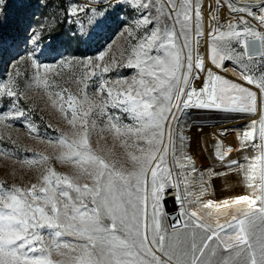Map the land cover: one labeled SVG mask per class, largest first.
<instances>
[{"label": "snow or ice", "instance_id": "6c2138e0", "mask_svg": "<svg viewBox=\"0 0 264 264\" xmlns=\"http://www.w3.org/2000/svg\"><path fill=\"white\" fill-rule=\"evenodd\" d=\"M30 6L0 0V126L44 124L53 150L0 147L34 176L0 179V264H264V0H39L37 26L8 34ZM109 32L123 45L61 51ZM34 84L68 130L37 113ZM198 113L247 118L212 125L210 164L191 147ZM234 178L244 194L207 198Z\"/></svg>", "mask_w": 264, "mask_h": 264}, {"label": "rangeland", "instance_id": "374dc122", "mask_svg": "<svg viewBox=\"0 0 264 264\" xmlns=\"http://www.w3.org/2000/svg\"><path fill=\"white\" fill-rule=\"evenodd\" d=\"M61 0H52V3L59 4ZM30 7L27 8H20V7H14L12 9V17L9 21L8 27H7V33L13 34L15 33V30L17 28V22L21 18H25V25L27 23H31L33 27H36L39 23L41 17L43 14L47 11L46 9H42L39 7V0H30ZM98 40V42H97ZM109 40L115 41L117 48L121 45H123L124 41L123 39L117 34V32H109L105 34L103 38H97L91 41L88 44H79L73 43L70 46H67V50H65L64 47H61V51L64 53V55H74L77 57H85V56H93L96 54L98 48L100 45L106 44L109 42ZM60 41H57V44L59 45ZM14 51V50H13ZM119 54L118 51L116 53ZM44 58L42 57L41 60ZM50 62V58L49 61ZM51 75V74H48ZM113 79H115V74H108ZM123 75L128 76L131 75L130 72L125 71ZM67 79V77H65ZM60 83H63V81H59ZM59 89H49V91H58ZM90 92L94 91V89H90ZM28 96L32 100L33 105L35 106L37 113L39 115H43L45 118L46 123H51L55 128L68 130L66 124L64 123L61 114L59 113L58 107L59 104L56 107H53L51 104V101L48 98L47 93L45 92L43 85H33V87L28 91ZM53 99H58L53 96ZM38 120V117H37ZM8 122H5L7 124ZM40 131L42 133H45L43 137H37L32 138L30 136L28 130L26 127L21 126L19 122H15L12 125V128H7L5 126H0V136L4 137L3 143L0 144V147H3L6 149V151H12L13 146L9 145L8 137H11L12 139L17 140V144L20 146V148L27 147L31 150H34L36 152H43L45 154H50L52 152V148L47 143V136L53 135L51 130H46L45 125H40ZM96 137H93V142L95 143ZM105 143H107L108 147H111L112 145V138L110 135H107L106 142L101 141V145L103 146ZM22 158V157H21ZM58 170L65 171L66 169L57 164L56 165ZM15 172V175L13 173ZM21 176H23L25 181H33L34 182V176L31 172H29L27 169L21 171L19 164L16 163V158L12 157L9 158L8 156L4 155L3 153H0V179H6L8 183L13 182H20ZM171 202L168 203L167 209L169 208Z\"/></svg>", "mask_w": 264, "mask_h": 264}, {"label": "bare ground", "instance_id": "6f19581e", "mask_svg": "<svg viewBox=\"0 0 264 264\" xmlns=\"http://www.w3.org/2000/svg\"><path fill=\"white\" fill-rule=\"evenodd\" d=\"M198 115L205 117V119H202L200 121V123L203 125V132L200 133V132L192 131L190 133V135L192 136L191 147L194 153L196 154L198 164L200 165L210 164L211 160L208 158V153L203 152L202 155V150L204 148L209 147L210 145V141H208V143H206L205 141L208 139V137L211 136L214 130L212 125L216 124L218 128L223 126L235 125L238 126L237 130H239V126H242L247 121V118L242 116H237L236 119L225 121L221 118L223 114L198 113ZM229 139L233 141V143H235V136L229 137ZM214 188L215 191L207 198L216 201H221L228 196L244 194L246 191L244 186L235 178L228 181L227 184H225L221 180H217L214 182ZM168 210L170 211L172 216L176 215V211L174 210L173 204H170Z\"/></svg>", "mask_w": 264, "mask_h": 264}]
</instances>
